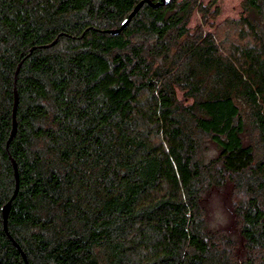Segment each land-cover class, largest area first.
Wrapping results in <instances>:
<instances>
[{
  "label": "trees",
  "instance_id": "obj_1",
  "mask_svg": "<svg viewBox=\"0 0 264 264\" xmlns=\"http://www.w3.org/2000/svg\"><path fill=\"white\" fill-rule=\"evenodd\" d=\"M18 1L28 38L0 0V264H264V0L228 46L188 28L198 0H144L118 34L143 0ZM49 6L85 16L52 31Z\"/></svg>",
  "mask_w": 264,
  "mask_h": 264
},
{
  "label": "rangeland",
  "instance_id": "obj_2",
  "mask_svg": "<svg viewBox=\"0 0 264 264\" xmlns=\"http://www.w3.org/2000/svg\"><path fill=\"white\" fill-rule=\"evenodd\" d=\"M13 4L15 9L11 19V25L16 34L21 38H28L30 36L31 18L29 13L18 0H1ZM203 7H209V13L204 16L202 11L196 9L188 23V28L192 33L201 29L203 32L211 33L216 39L222 42V45L237 44L242 42L240 28L237 27V21L245 15L242 8V0H198ZM102 0H93V4L97 5ZM219 8V14H214L216 7ZM39 22L45 23L48 18L53 15L56 20L53 23L52 31H58L66 26L80 25V19L85 16L84 12H69L62 17L59 16L58 11L53 10V6L46 7L44 13L40 14L37 11ZM178 98L184 104H189L192 100L187 99L183 91L177 90ZM207 158L215 154V149L211 144L206 148ZM210 216L213 226H220L227 220V214L223 207L221 197L215 195L210 202Z\"/></svg>",
  "mask_w": 264,
  "mask_h": 264
},
{
  "label": "water",
  "instance_id": "obj_3",
  "mask_svg": "<svg viewBox=\"0 0 264 264\" xmlns=\"http://www.w3.org/2000/svg\"><path fill=\"white\" fill-rule=\"evenodd\" d=\"M145 2L149 3L150 5H152V3L150 1H144L143 0V1L139 2L136 5V7L134 8V10L129 14V16L122 22L121 27L118 28V29H115V30H110L109 32L111 34H118L121 30H123L124 28H126L129 25L131 19L141 9V7L143 6V4ZM166 3H167V0H162V3H159V4L155 5V7H158L160 4H166ZM18 69H19V67H18ZM17 72H18V70H17ZM16 106H17V96H16V99H15V105H14V111H13V130H12L11 136H10V138L8 140V144L12 140V138H13V136L15 134V130H16V122H15ZM15 170H16V165H15ZM18 188H19V182H18V178H17L16 188H15V192H14V195H13L12 199H14L15 196L17 195ZM11 200L2 209V212H3V224H4V229H5L6 233H7V218H8V212H9V209H10ZM14 244L19 249V251L21 252L23 258L26 261V255L22 252V250L20 249V247L18 246V244H16L15 242H14Z\"/></svg>",
  "mask_w": 264,
  "mask_h": 264
}]
</instances>
